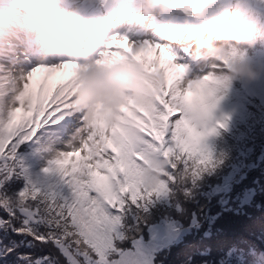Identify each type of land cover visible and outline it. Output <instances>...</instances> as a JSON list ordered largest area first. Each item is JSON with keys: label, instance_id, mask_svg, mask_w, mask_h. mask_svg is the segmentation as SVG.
<instances>
[{"label": "snow or ice", "instance_id": "6c2138e0", "mask_svg": "<svg viewBox=\"0 0 264 264\" xmlns=\"http://www.w3.org/2000/svg\"><path fill=\"white\" fill-rule=\"evenodd\" d=\"M168 2L175 10L169 21L179 23L167 30L185 36L183 47L151 32L139 39L116 32L92 64L42 62L19 76H0V209L7 214V219L0 218V227L18 221L14 232L27 233L54 250L37 257L35 264H105L133 206L143 207L166 192L169 182L195 177L211 162L205 138L216 126L223 127L219 121L213 124L214 93L227 85L225 70L243 54L233 49L217 63L203 68L192 64L194 40L204 32L189 21L202 0ZM41 70L46 74L34 83V74ZM197 71L204 74L189 78ZM53 77L54 86L49 83ZM77 93L110 103L88 113L73 112ZM6 94H11L7 107ZM129 97L135 102L127 103ZM75 113L79 127L63 147H55L56 141L43 147L51 154L42 169L45 175L32 179L16 157L18 147L39 142L41 132ZM149 154L167 164L152 187L140 179ZM14 179L22 184L9 195L5 185L10 188Z\"/></svg>", "mask_w": 264, "mask_h": 264}, {"label": "trees", "instance_id": "16d2710c", "mask_svg": "<svg viewBox=\"0 0 264 264\" xmlns=\"http://www.w3.org/2000/svg\"><path fill=\"white\" fill-rule=\"evenodd\" d=\"M256 107L259 108L257 112L248 113L251 118L249 132L246 130L244 133L240 126L236 128L235 135L228 136L223 132L226 129L223 126L217 128L216 132L220 131L226 136L221 137L211 133L205 138V144L209 146L211 153V162L198 174L200 191L197 192L193 186L189 191L184 186V182H187L184 177L175 183L169 182L166 192L159 196L154 195L144 203L143 207L131 208L123 220L121 233L115 241V250L109 253L112 257L118 254L120 249L130 251L133 246V242L130 241L131 234L135 232L136 227L144 226L145 232L149 235L151 228L159 227L165 220H173L178 227L189 221L185 227L189 229V234L181 243L180 240L173 242L174 239L167 242L173 243L156 254L155 259L162 264H168L166 260L170 255L187 257L181 259L178 264H246L248 262L252 249L257 243L255 241L264 226V161L255 160L260 154L264 156V103H258ZM237 116V118L241 117V113ZM228 121L227 125L236 123L231 118ZM22 149L23 147H20L17 150V158L22 153ZM251 162L255 166H251ZM237 168L241 171L240 175L229 181L230 184L223 190L221 182ZM210 169L214 170L210 172L208 171ZM207 171L211 173L208 176ZM140 179L144 183V176ZM200 179L205 180L201 182ZM8 192L11 195L14 193L11 190ZM184 193L186 196H183ZM250 195L252 199L247 202ZM203 197H207L205 208L211 212L215 211L220 201L219 205L223 207V210L217 208L220 219L224 215L231 214L230 220L222 226L223 233L217 229L218 231L216 230L211 237L201 236L203 231L211 226L204 222L205 215L200 208ZM245 208L247 211L242 213ZM3 215L4 219H7V214ZM12 226L20 225L18 221L13 220ZM12 226L6 224L0 231V253H2L0 264H35L36 258L41 255L40 253L37 256L39 240L33 239V236L27 233L14 232ZM215 227L216 225L213 224V228ZM190 229L194 230L191 232ZM194 233H197L194 236L195 240L192 238ZM2 234L6 236H1ZM169 234L173 236V233ZM197 238L195 245L184 243L194 242ZM213 238L216 242L209 245L214 241ZM202 243H206L205 249L196 250ZM42 246L43 256L54 251L46 244L42 243ZM197 256L201 258L197 260ZM45 264H53V262L47 261Z\"/></svg>", "mask_w": 264, "mask_h": 264}, {"label": "rangeland", "instance_id": "374dc122", "mask_svg": "<svg viewBox=\"0 0 264 264\" xmlns=\"http://www.w3.org/2000/svg\"><path fill=\"white\" fill-rule=\"evenodd\" d=\"M6 36H4V38L2 40H5ZM18 49H16L17 51ZM16 51H12V52H16ZM246 51V47L240 49L239 53H245ZM250 53L252 54L253 52L250 51ZM12 56L17 57L16 54H13ZM13 62H21L19 61L17 58L13 59ZM15 69V68H14ZM10 70V68H9ZM68 74H66L65 76H67ZM0 76H3L0 73ZM17 76V75H16ZM34 76H36L34 74ZM52 83L53 85L56 83V79L53 77L52 78ZM8 98L6 100L7 105L11 103V94H7ZM218 98H220L222 101H227L228 100V93L227 91H223L221 94L218 95ZM89 99H84L81 97V95L79 93L76 94L73 102H72V111L73 112H80V113H88L90 111H93L95 109V104L94 102L96 101H101L102 105H98L99 108L102 107H107L108 104L110 102L104 100L103 98H98L95 101H91L88 104H83L81 102L84 101H88ZM128 100H134L135 99L132 97H129ZM117 103L119 104H123L125 103L124 100H120ZM80 125V120H79V113H75L72 116H70L69 118H66L63 121L62 127L65 129L64 134L60 135L58 138H48L46 140L50 141H56L55 147L60 148L64 146V143L67 142L71 136L73 135V133L75 132V129L77 127H79ZM39 143H42V145H40L39 147L33 146V149H31V151L22 156L23 157V161H24V166L27 169L28 175L36 180L39 179L41 177H43L45 174L42 172V169L44 167L47 166V158L51 155L50 153H46L44 152L42 149L45 146L43 143L44 141H40ZM37 149H41V151H37ZM263 155L260 154V158H262ZM160 159L165 161V159L155 156L153 154H149L146 158V162H145V167L143 169V172L141 174L142 176H145V174L148 172L149 168L151 171H153V169H157L154 166V159ZM251 166H254V164L251 162L250 164ZM147 167V168H146ZM214 170V169H213ZM212 169L208 170L210 172L213 171ZM206 172L207 176L210 175V172ZM241 173L240 169L237 168L234 172H232V174L229 177H225V180L221 182V186L223 188V190L226 189L227 185L230 184L229 181H231L234 177H236L237 175L239 176ZM186 183L184 182V186L190 191V189L193 188L198 192L201 190V188H199L198 185V175L195 177H192L191 175L186 176ZM205 180V179H204ZM203 179H200L201 182L204 181ZM11 187L9 188V184L5 185V189L11 190L12 192H14V190L16 188H18L21 184H22V180H13L10 182ZM9 195H11L8 192ZM14 195V193L12 194ZM183 196H186V194L184 193ZM206 198L207 197H203L202 198V202H201V210L202 212H204L205 215V223L211 225L210 227H208L206 230L203 231L201 236H205V237H211L212 235H214L216 233V230L219 229L221 233H223V225L225 226L227 224V222L230 220L231 214L228 215H224L223 217H221L220 219V215L219 212L217 211V208L223 210V207L220 204V201L217 203L216 205V209H215V213L209 211L207 208H205L206 206ZM224 209H227L226 207H224ZM217 211V212H216ZM6 214L3 209H0V218L4 219V215ZM219 216V217H218ZM220 219V220H219ZM189 223V221L183 223L182 225L180 224V226L178 227V225L173 221V220H165L159 227L157 228H151L150 229V233L148 235V232L146 233L144 230V226H140V227H136L135 232L133 231L131 234V242H133V246L131 247L130 251L125 250V249H120V252H118V254H116L115 256H111L112 254H109L112 252V250H109L107 256H106V262L105 264H112L113 261H117L119 259H122V264H152V260L154 259L153 264H162L160 261H157L155 259L156 254L160 251H162L164 248L167 247L168 244L167 243L169 241H172L174 239L173 242H177L178 240L184 241L186 236L189 234V229L185 228L186 225ZM213 224L216 225L215 228H213ZM40 226V231L43 232V226L41 225H37V227ZM180 228V229H179ZM3 229V227L0 228V231ZM191 232L194 229H190ZM218 231V230H217ZM120 229L118 232V235L120 234ZM169 233H173V236H171V234ZM197 233H194V235H192V238L195 240V235ZM126 235V234H125ZM1 236H6L5 234H2ZM33 238V237H32ZM34 239V238H33ZM188 239V238H187ZM214 241H211L209 243V245H213V243L216 242L215 238H213ZM198 238L196 239V241L192 242V241H185L184 243H191V245H195V243L197 242ZM39 243L37 244V256L41 253V255H39L38 257H42V242L38 241ZM161 242H164L163 244L160 245ZM172 242V243H173ZM206 247V243H202L200 245H198V248H196V250H204ZM151 251L152 249V259L149 256V250ZM131 251H135V254L133 255H129L127 252H131ZM126 253V254H124ZM193 257H195V255H192ZM187 257L185 256H175V255H170L166 262H168V264H178V262L181 259H185ZM192 258V257H191ZM201 258L199 256H197V260ZM181 262V261H180Z\"/></svg>", "mask_w": 264, "mask_h": 264}, {"label": "clouds", "instance_id": "9594fccd", "mask_svg": "<svg viewBox=\"0 0 264 264\" xmlns=\"http://www.w3.org/2000/svg\"><path fill=\"white\" fill-rule=\"evenodd\" d=\"M216 0H202V7L191 18L206 23L208 28L214 33L216 42L209 40H197L193 52L202 60L209 63H217L218 57L224 55L229 50V45L240 48L245 43L250 46L249 37L252 35V26L247 22L232 23L225 21L223 16L213 14V7ZM136 8L132 12V7ZM121 15H133L138 18L172 17L175 15L174 8L168 0H134L129 3L127 9L116 10ZM88 18L84 10L79 5L67 8H47L39 19V36L45 44L56 42L63 44L71 41L79 35L88 23ZM233 79H243L251 81L264 71V66H254L249 60L238 57L225 70ZM154 166L160 170L167 167L165 161L154 159ZM162 171H149L144 176V183L152 187L162 178Z\"/></svg>", "mask_w": 264, "mask_h": 264}, {"label": "bare ground", "instance_id": "6f19581e", "mask_svg": "<svg viewBox=\"0 0 264 264\" xmlns=\"http://www.w3.org/2000/svg\"><path fill=\"white\" fill-rule=\"evenodd\" d=\"M149 250V249H148ZM150 251V250H149ZM128 254L129 255H133V254H135V251H131V252H128ZM124 258V257H123ZM122 258V259H123ZM122 259H119V260H117L116 262H117V264H122L121 262H122Z\"/></svg>", "mask_w": 264, "mask_h": 264}]
</instances>
